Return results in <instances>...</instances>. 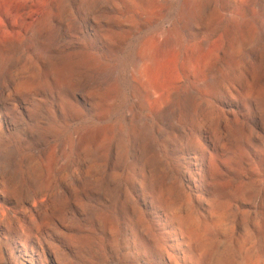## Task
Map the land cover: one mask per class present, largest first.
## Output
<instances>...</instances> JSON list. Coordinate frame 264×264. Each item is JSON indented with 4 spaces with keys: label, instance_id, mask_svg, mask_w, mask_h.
<instances>
[{
    "label": "rangeland",
    "instance_id": "374dc122",
    "mask_svg": "<svg viewBox=\"0 0 264 264\" xmlns=\"http://www.w3.org/2000/svg\"><path fill=\"white\" fill-rule=\"evenodd\" d=\"M0 264H264V0H0Z\"/></svg>",
    "mask_w": 264,
    "mask_h": 264
},
{
    "label": "bare ground",
    "instance_id": "6f19581e",
    "mask_svg": "<svg viewBox=\"0 0 264 264\" xmlns=\"http://www.w3.org/2000/svg\"><path fill=\"white\" fill-rule=\"evenodd\" d=\"M9 34V32H7ZM15 34V33H14ZM27 214L28 216L31 218V219H34L35 218V214H34V210L32 208L30 209H27ZM19 221V220H18ZM21 222V221H20ZM19 222V223H20ZM21 226H23L22 223H20ZM38 232V231H37ZM38 236V235H37ZM40 236V235H39ZM39 239V238H38Z\"/></svg>",
    "mask_w": 264,
    "mask_h": 264
}]
</instances>
